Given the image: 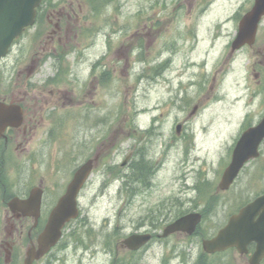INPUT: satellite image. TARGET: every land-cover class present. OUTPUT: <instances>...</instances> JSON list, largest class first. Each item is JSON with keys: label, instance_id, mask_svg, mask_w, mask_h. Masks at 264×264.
I'll list each match as a JSON object with an SVG mask.
<instances>
[{"label": "rangeland", "instance_id": "obj_1", "mask_svg": "<svg viewBox=\"0 0 264 264\" xmlns=\"http://www.w3.org/2000/svg\"><path fill=\"white\" fill-rule=\"evenodd\" d=\"M122 1L119 15L116 17L123 31H126L122 38H126L122 48L129 53L138 40H143L145 53L152 52V56L140 65L142 71L155 72L157 67H153L151 60L161 49L162 36L173 34L180 24L183 25L179 32L182 34L187 28L190 15L195 16L198 25L202 26V43H195L192 51L179 41L177 52L182 57H176L178 53L175 59L171 56L174 61L170 66L171 70L166 74L170 84L161 82L156 84L153 80L143 81L136 93H130L126 91V88L131 86L133 81L130 73H126L127 68L124 66L123 71L126 75L121 77L122 88L114 89L112 93L105 95L106 113L111 109L117 110L119 103L125 104L118 114H122V120L127 107L146 109L147 115L138 118L141 124L148 122L150 117L148 113L152 112L155 105L170 103L177 97L176 103H179L181 108L170 106L169 115L164 117V150L170 142L174 140L177 142L168 150L165 165L152 182L148 173L149 166L153 168L155 160L150 159L148 164L143 163L144 176L135 173L131 163L125 167L121 166L126 157H130V151L135 147L141 148L143 142L147 143L145 138L141 141L139 136L128 132L124 134L126 138L124 142L121 139L106 145L105 156L109 158H106L104 162H107V165L103 169L97 170V168L95 175H92V179L87 183L88 187L80 199L82 217L69 226V264H122L121 261L115 260L117 254L114 244L120 237L114 236L113 233L117 226L123 227L122 231L128 233L132 232V229L153 230L152 214H154L156 216L154 221L157 227L161 228L171 222L181 211L196 208L195 202L203 198L204 194L213 200L209 206V215L205 216L201 228L202 232L208 233V236L214 235L241 204L264 191L263 145L261 157L251 161L245 167L229 190L220 191L218 195L215 192L211 195L209 192L212 184H215L213 188L217 190L223 171L231 161V150L227 147L230 144L234 146L242 132L252 124L251 122L257 123L264 115V97H258L251 105L245 98V87L248 84L245 70L250 55L246 56V53L242 51L231 57L234 58L232 63L229 65L225 63L226 57H229L230 42L234 39L238 22L252 6L254 0ZM205 1V6L209 7V13L206 15L200 13L201 5ZM51 2L54 5L45 8L46 14L43 16L42 26L37 31L31 28L26 35L18 39L22 46L12 60L19 59L17 69L20 72L24 71L33 59H37L35 75L46 74L49 69H41V54L45 48L52 51L62 41L69 51L75 45L78 46V54L81 57L84 46L87 44L85 31H91V25H93L99 29L100 35H93L90 41L96 42L94 54L90 59H86L88 61L80 59L77 63L75 60L78 54L77 56L73 53L69 54V66L72 72L74 71L83 81L89 72V69L86 71L89 65L87 62L97 60L95 53L103 51V42L101 45V42L96 39L102 40V32L111 27L112 11L104 10L99 15V10L94 8V5H97L96 0H51ZM50 7L56 8L54 16L49 13ZM47 14L49 16L45 17ZM57 25L62 30L58 29ZM214 26L218 29L213 30ZM210 29L214 33L211 41L208 39L209 35L207 40L203 41L202 36L209 34ZM55 30L57 32H54ZM260 33L264 39V31ZM27 34L32 37L34 34H39L34 44H31ZM216 34L221 36L215 38ZM80 41L81 43L77 44ZM155 49L158 50L155 51ZM121 60L127 63L123 54ZM180 73H183L184 77L179 76ZM96 74L97 72H94L93 81L97 80ZM242 78L245 80L243 81ZM181 81L184 86L187 84L188 88H181ZM190 82L195 84L189 86ZM246 92H250V89ZM88 98V88L82 89L70 85L69 111L72 112L74 121L69 122V179L73 170L85 162L89 153L94 151L103 153L102 146L110 138L111 129L108 130V128L111 124L102 121L93 124L84 117L81 118L82 110H78L76 106L87 104ZM128 116L132 118L131 115ZM114 119L115 116L111 118V122ZM179 123H183L184 128L180 134H177ZM186 129L189 132L186 136L191 135L193 138L191 143L187 141L185 145L183 133ZM64 133L65 131L60 133L61 138L64 137ZM60 144L59 140V150H62ZM117 144L121 145V149L115 155ZM160 145L159 138L151 141L147 148L148 158H155V152L159 150ZM65 150L64 142L63 151ZM115 170L120 171L117 176L119 180L109 177ZM59 173L60 179L61 172ZM134 174L138 177L132 178ZM122 175L130 183V189L124 192L119 189L123 184ZM151 183L152 186L148 189ZM117 199L120 201L118 204ZM201 206L202 204H199L198 207ZM161 209H164V212L158 216L157 211ZM107 216L110 223L104 221V217ZM91 225L94 230L90 228ZM186 238L185 235L176 234L165 243H154L140 254L132 257L125 256V264H199V261L201 264H239L242 262L240 256L219 260L218 256L203 255L200 251L202 248L200 236ZM93 243L95 245H92ZM65 245L63 241L60 247ZM97 249H101L105 255L98 253ZM65 254L64 248L58 254V259L55 258L50 264H65ZM120 255L121 258L124 257L123 252Z\"/></svg>", "mask_w": 264, "mask_h": 264}, {"label": "flooded vegetation", "instance_id": "obj_2", "mask_svg": "<svg viewBox=\"0 0 264 264\" xmlns=\"http://www.w3.org/2000/svg\"><path fill=\"white\" fill-rule=\"evenodd\" d=\"M241 50L251 53L247 66L258 77L256 96L264 97V39L259 31L252 46L245 44L230 55ZM47 52L45 48L41 54V69L48 68L49 72L42 76L35 75L37 59L20 72L19 59L12 60L16 54L0 61V264L24 263L28 249L39 245L59 199L69 187V48L54 47L53 53L46 55ZM63 131L67 133L65 151L63 144L59 150ZM114 141L111 138L103 144V153L98 152L101 156L94 162L96 168L105 159L106 145ZM96 154L94 151L87 157ZM139 155L142 148H134L129 164L135 173L144 176L143 162L136 161ZM163 212L164 209L158 210V216ZM64 238L69 264V221L53 250ZM255 246L254 242L249 245V255ZM50 254L33 264H40ZM244 258L247 260L248 256ZM260 264H264V259Z\"/></svg>", "mask_w": 264, "mask_h": 264}, {"label": "water", "instance_id": "obj_3", "mask_svg": "<svg viewBox=\"0 0 264 264\" xmlns=\"http://www.w3.org/2000/svg\"><path fill=\"white\" fill-rule=\"evenodd\" d=\"M42 0H0V57L8 52L13 40L22 34L25 27L35 21L36 7ZM264 13V0H257V4L243 20L241 35L243 38L237 41L241 44L246 41L249 34L255 30L258 19ZM264 138V119L253 128L244 132L234 149L232 162L225 169L220 182L222 189H227L233 183L243 165L251 158L259 155L258 146ZM89 165H84L75 174L69 184L68 192L61 199L57 216L61 225L67 218L77 214L76 196L81 189L89 171ZM69 210V216L68 215ZM259 217L257 218V215ZM200 221L199 214L185 215L168 225L164 235L182 230L192 233ZM60 225V224H59ZM44 237L38 251H30L25 264H32L34 258L46 253L59 237ZM147 237V236H146ZM142 236L143 239H146ZM251 240H257L258 250L254 255L256 262L264 256V195L243 207L239 213L234 214L225 227L218 234L203 241V247L207 252L222 251L232 246L244 247ZM131 246V245H130ZM132 247V246H131Z\"/></svg>", "mask_w": 264, "mask_h": 264}]
</instances>
